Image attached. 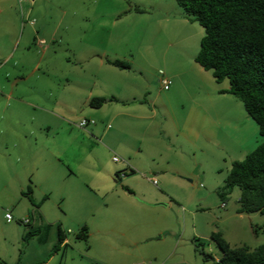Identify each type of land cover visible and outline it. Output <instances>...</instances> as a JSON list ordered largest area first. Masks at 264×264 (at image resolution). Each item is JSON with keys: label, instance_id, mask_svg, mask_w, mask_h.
Instances as JSON below:
<instances>
[{"label": "rangeland", "instance_id": "obj_1", "mask_svg": "<svg viewBox=\"0 0 264 264\" xmlns=\"http://www.w3.org/2000/svg\"><path fill=\"white\" fill-rule=\"evenodd\" d=\"M58 1L25 0L20 2L14 0L18 10L20 7L24 9L25 5L35 4L32 6L33 12L29 17L34 20L35 26L26 28L30 33L26 30L12 60L14 62L26 58L24 63L26 67L27 64L29 66V77L26 80L21 79V76L18 75L21 66L14 67L16 69L14 70L11 64H7L0 71V79L7 71L11 75L9 74L8 81L0 87V100L2 94L6 96L13 94V96L26 98L57 95L59 88L64 83L60 85L59 81L63 80L57 79L56 75L61 73L64 66L63 61L67 56L64 54V48L60 46L61 39L59 37L63 35L62 27H64L59 25L60 20L63 19L64 14L67 16L98 14L101 6L110 11L119 10L118 17L120 19L117 23L119 26L113 27L111 23H108V32L112 35L107 38V34H105V40L103 39L106 42L104 43L106 48L111 52L116 51L125 55V62L130 63L134 58L138 60L136 51L141 42L147 44V39L151 38L156 41L155 44L160 49L168 45L172 46V54L165 56L162 50L158 53L157 65L160 79L169 80L165 76L168 73H164V70L171 72L170 70L175 68L172 67L174 60L176 63H180L177 65L182 67L181 72L186 70L190 72V75L183 76L185 80L195 78V74L190 68L194 65L193 59L199 51L204 30L198 23L192 22V18L183 14L175 0H67L71 2V5L69 3L65 6L57 5ZM135 8H139L143 12H137ZM22 12L26 15L25 11ZM180 13L184 19L180 18ZM38 30L41 33H36ZM20 33L21 30L14 36L16 43ZM10 39L9 35V41ZM41 42L43 43L41 44ZM6 46L10 47L8 40H6ZM48 48L52 51L49 53L52 56L49 63L51 67L48 70L44 68L46 60L49 58L47 57L45 61H41L39 70L34 72L32 68L39 63V59H42L44 51ZM174 48L176 49L175 54ZM63 72L65 71L63 70ZM170 86L174 91V85ZM214 86L224 90L228 89L229 84L227 80H224L221 83L214 82ZM162 91L160 94L165 97L168 92L163 89ZM204 100V98H198L201 103ZM205 106L207 111L201 113L198 120L201 129L206 132V140H202L199 147L193 146L191 143L186 145L187 155L184 157L183 164L192 174L194 173L193 177L175 178L180 187L178 185L171 187L170 196L173 201L168 203L169 199L165 200L170 206L164 203L154 206L156 210L152 214L139 210V207H147L141 199L129 197L126 201L125 199L120 200L123 197H121L119 189L117 192L111 191V189L105 193L103 188L98 187L99 182L102 181H108L111 185L108 177H112L113 182V177H122L121 174L124 171L121 162L112 161V154L108 155L99 150H93L86 159L80 152L71 167L66 168L67 173L73 174L69 177H76L75 181L79 183L78 193L71 200L68 198L62 200L53 193V195H47L44 201L38 198L33 199L32 204L27 197L21 195L18 188H15L21 178L24 182H31V187L34 189V180L37 177L34 173L36 171L34 170V173L28 171L25 177L14 175L23 173L26 169L21 162L15 164L12 169L6 168L3 169L4 171H0V264H165L164 262L160 263L161 259L158 257L165 256L168 250L169 252L174 251V254L166 264H210L211 260H205L203 255L195 251L193 240L200 241L204 252L214 260L219 258L222 253L211 239L212 233L221 234L231 249L247 246L253 250L263 244V234L260 230H255L264 224V215L258 213L238 215L236 213L240 197L238 188H234L225 201L220 197L232 163L242 161L262 142L258 126L246 114L243 104L233 96L220 97L208 94ZM4 109H6L4 102L0 101V111ZM29 114L31 115L30 120H32L34 112L29 110ZM79 120H75V124L83 133L85 131L78 126L82 120ZM57 125L58 128L62 127L60 123ZM64 131L63 125L59 133L54 135L51 140L59 141L63 137ZM99 137L91 135L94 144H102L98 141ZM90 151L91 149H89ZM114 156H119L118 158L121 159L119 154ZM172 157L178 160L175 152ZM59 176L60 172L55 171L54 177ZM151 179L156 180L159 185L156 186L152 180L150 183L142 185L144 190L157 194L156 188H160L159 178ZM116 182L120 188H125V183L122 180ZM148 199L150 198L148 197ZM121 202L133 208L132 211H128V214L115 221L111 206L112 204L114 206L121 205ZM178 202L186 205L185 210L181 208L179 210ZM27 209L29 213H27ZM42 210L47 211V216L50 218L46 221L52 227L49 239L42 241L40 236L34 235L27 242L23 241V234L34 228L32 223L35 215L33 212L39 214ZM6 212L13 217L12 224L6 223L4 219ZM131 212L136 213L135 218L140 228L146 224L165 222L171 228L170 235L158 240L154 239H157L159 235L153 237L151 241L144 239V243L140 246L130 245L127 240L120 237L122 234H129L134 228L133 225L136 226L132 223L133 219L130 218ZM57 217H60V221L57 223H62L61 227L66 232L69 229L70 232L67 233L66 247L53 253V246L57 241L55 230V224H57L55 218ZM25 219L30 221L28 226L20 223ZM82 226H89L93 236L91 233L86 240L77 239L75 235ZM112 240L113 242H111ZM140 249L142 250L139 251ZM155 250L161 254H157ZM117 254L123 255V263L114 259ZM155 254L159 256H155Z\"/></svg>", "mask_w": 264, "mask_h": 264}, {"label": "crops", "instance_id": "obj_2", "mask_svg": "<svg viewBox=\"0 0 264 264\" xmlns=\"http://www.w3.org/2000/svg\"><path fill=\"white\" fill-rule=\"evenodd\" d=\"M8 3H10L9 6ZM69 3L71 5V2L67 0H59L57 5L65 6ZM34 5L31 3L25 5L24 9L20 7L18 10L14 0H0V71L7 64H11L12 68L20 65L19 74H17L23 80L29 77V66L27 64L26 67L24 63L26 58L21 61L12 62V60L19 49L22 36L28 30L26 28L35 26L31 24L34 20L29 18ZM22 11H25L26 15ZM118 11L117 9L110 11L101 6L99 13L91 16L64 14L59 23L64 26L62 27L63 35L59 39H61L60 46L64 48V54L67 56L63 61L62 74L56 75L57 79L63 80L59 81V84L64 83L57 95L29 96L30 98L13 96V94L1 95L0 101L4 102L6 109L0 111V171L6 168L12 169L20 162L26 169L23 173L14 175L25 177L28 171H33V173L34 170L36 171L34 189L31 187V182L19 179L15 189L18 188L21 195L28 192L30 188L32 199L38 198L44 201L47 195L54 193L62 200L64 198L71 200L78 193L79 183L75 181L76 177H69L73 174L67 173L66 168L71 167L80 152L86 159L93 150L112 154V157L119 154L121 160L128 165L126 171L128 173L124 178L113 177L112 182V177H108L111 185L108 181H102L99 182L98 187L103 188L105 193L111 189L117 192L119 189L123 197L120 200L125 199L126 201L129 197L141 199L147 207H139V210L147 214H152L156 210L154 206L163 205L162 203L170 206L165 200L168 198V203L173 201L170 196L171 187L177 185L180 187L175 178L193 177L194 173L192 174L183 164L184 157L187 155L186 145L191 143L199 147L202 140H206V132L201 129L198 117L207 111L205 106L207 95L213 94L220 97L230 95L221 94L222 90L214 86L215 80L212 75L195 62L190 68L195 78L185 80L183 76L190 75V72L188 70L181 72L182 67L177 65L180 63L174 60L172 67L175 68L171 69V72L164 70V73H168L165 76L172 82V86L174 85V91L170 86L168 93L162 97L160 94L163 92L161 79L158 76V53L162 50L165 56L172 54V46L168 45L160 49L155 44L156 41L151 38L147 39V44L141 42L136 51L138 60L134 58L130 63L128 62L129 69L122 70L109 64L115 60L126 61L125 55L116 51L111 52L104 44L106 43L104 35L107 34V38L112 35L108 32V23H111L113 27L118 25L120 19ZM180 18L184 19L182 14ZM20 30V37L16 43L14 36ZM28 33H30L29 30ZM36 33H41V31L38 30ZM9 35L11 36L10 41ZM6 40L10 43L8 48ZM50 50L48 48L44 51L42 59L40 58L39 63L32 68L34 72L39 70L41 61H45L47 57L49 58L44 68L48 70L51 67L49 63L52 56L49 53L52 51ZM175 51L174 48V54ZM9 74L10 72L7 71L1 76L0 87L8 81ZM93 98L112 100L101 108L94 109L89 106ZM198 98L205 100L201 103ZM29 110L34 112L32 120H30ZM77 119H80L79 121L94 120L95 125L88 126L87 130L82 133L75 124ZM57 123H60L62 127L64 125L65 131L59 141L53 142L51 138L53 139V136L62 129V127H57ZM91 135L92 137L100 136L98 141L102 144H94ZM89 149H91L90 152ZM174 152L178 160L172 157ZM122 167L124 170V166ZM55 171L60 172L59 177H54ZM153 177H158L160 181V188H156L157 194L144 190L142 185L152 180L158 186L159 183L151 179ZM121 180L125 183L124 189L126 190L120 188L116 182H121ZM98 187L96 186L97 189ZM25 189H27L26 192H24ZM124 202H121L123 205L114 206L112 204L111 206L113 207L111 208L112 213H114L111 214L115 221L128 214V211H132L133 207L124 205ZM177 206L179 210L186 208L182 202H178ZM27 213H29L28 209ZM33 215H35L32 223L33 229L49 226L46 223L50 219L47 211L42 210L39 214L33 212ZM135 217L136 213L131 212L130 218L136 226L133 225L134 228L129 234H122L120 237L132 246H140L144 243V239L151 241L150 239L157 235L160 239H164L171 233L168 224L160 221L140 228ZM55 221L59 222L60 217L55 218ZM12 222L6 223L12 224ZM58 225L61 227L62 223L55 224L56 237ZM85 227L88 230V236L91 235L90 227ZM51 228L49 226L46 240L52 232ZM61 229L66 233L64 242L66 245L67 233L70 230L66 232L63 227ZM116 237L118 238V235ZM157 254L155 256H159ZM172 254L174 251H166L165 256L158 257L161 259L160 263L166 264ZM220 257L215 260H219ZM114 259L119 263H123L124 260L123 255L120 254H117Z\"/></svg>", "mask_w": 264, "mask_h": 264}, {"label": "trees", "instance_id": "obj_3", "mask_svg": "<svg viewBox=\"0 0 264 264\" xmlns=\"http://www.w3.org/2000/svg\"><path fill=\"white\" fill-rule=\"evenodd\" d=\"M183 14L192 18L203 28L204 35L194 62L209 72L215 82L228 81V89L220 91L237 98L246 114L258 126L262 142L242 161L233 162L221 190L225 201L234 188L240 191L238 215H264V0H175ZM137 12H143L135 8ZM112 66L126 70L130 64L111 61ZM112 99L93 98L89 106L101 108ZM31 189L22 193L33 204ZM223 205V204H222ZM264 236V224L257 227ZM49 226L27 232L23 239L28 241L34 235L46 240ZM86 240L88 230L84 226L75 235ZM222 255L214 260L203 250L198 240H193L195 251L203 255L210 264H264V243L251 250L247 246L231 249L219 233H212ZM66 240V233L57 226V241L53 253H57ZM6 264V263H3Z\"/></svg>", "mask_w": 264, "mask_h": 264}, {"label": "built area", "instance_id": "obj_4", "mask_svg": "<svg viewBox=\"0 0 264 264\" xmlns=\"http://www.w3.org/2000/svg\"><path fill=\"white\" fill-rule=\"evenodd\" d=\"M19 1L21 2V1H25V0H19ZM31 24H33V22H31ZM42 43L43 42H41V44ZM160 84H161L162 89L164 91H167L170 88L171 82L167 79H161ZM94 125H95L94 120H82L78 126L80 129L85 130L88 126H94ZM112 161L115 163H120V162L122 163L121 165L124 166L125 169H124L123 173L121 174L122 177H120V178H124L126 175V171L128 170V165L116 156L112 158ZM154 184H156V183L154 182ZM222 206H224V205H222ZM5 220L7 223H11L13 221V217L11 216L10 213H8V212L5 213ZM20 223L24 226H28L30 224V221H29V219H25V220H21ZM136 264H146V263H136Z\"/></svg>", "mask_w": 264, "mask_h": 264}, {"label": "water", "instance_id": "obj_5", "mask_svg": "<svg viewBox=\"0 0 264 264\" xmlns=\"http://www.w3.org/2000/svg\"><path fill=\"white\" fill-rule=\"evenodd\" d=\"M158 239H160V237H158L157 239H154V240H158ZM150 240H153V239H150Z\"/></svg>", "mask_w": 264, "mask_h": 264}]
</instances>
